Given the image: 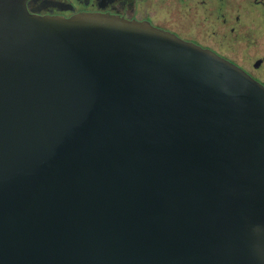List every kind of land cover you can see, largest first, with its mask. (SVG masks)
Listing matches in <instances>:
<instances>
[{"label": "water", "instance_id": "1", "mask_svg": "<svg viewBox=\"0 0 264 264\" xmlns=\"http://www.w3.org/2000/svg\"><path fill=\"white\" fill-rule=\"evenodd\" d=\"M0 0V264H264V86L145 21Z\"/></svg>", "mask_w": 264, "mask_h": 264}, {"label": "flooded vegetation", "instance_id": "2", "mask_svg": "<svg viewBox=\"0 0 264 264\" xmlns=\"http://www.w3.org/2000/svg\"><path fill=\"white\" fill-rule=\"evenodd\" d=\"M25 4L41 15L101 12L148 22L211 49L264 86V0H26ZM252 56L256 57L250 60Z\"/></svg>", "mask_w": 264, "mask_h": 264}, {"label": "rangeland", "instance_id": "3", "mask_svg": "<svg viewBox=\"0 0 264 264\" xmlns=\"http://www.w3.org/2000/svg\"><path fill=\"white\" fill-rule=\"evenodd\" d=\"M243 44L244 43H242L241 42V47H243ZM257 48H259V50H262V43H261V46L260 47H257ZM259 50L257 51V52H259ZM260 54H262V51L260 52ZM256 56H252V57H249L250 58V60H252V59H254Z\"/></svg>", "mask_w": 264, "mask_h": 264}]
</instances>
